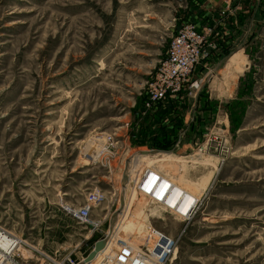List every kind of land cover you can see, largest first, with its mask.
Returning a JSON list of instances; mask_svg holds the SVG:
<instances>
[{
  "label": "rangeland",
  "instance_id": "rangeland-1",
  "mask_svg": "<svg viewBox=\"0 0 264 264\" xmlns=\"http://www.w3.org/2000/svg\"><path fill=\"white\" fill-rule=\"evenodd\" d=\"M211 1L208 14L210 0H0L3 229L57 262L125 264L115 243L150 246L153 227L177 241L168 264H264V0ZM227 14L231 51L220 43L194 71L219 68L194 80L197 96L218 82L221 98L205 90L186 117L180 104L142 116L177 31ZM149 167L200 198L192 219L136 192ZM94 190L107 200L91 212L97 227L82 226L64 208Z\"/></svg>",
  "mask_w": 264,
  "mask_h": 264
},
{
  "label": "built area",
  "instance_id": "built-area-1",
  "mask_svg": "<svg viewBox=\"0 0 264 264\" xmlns=\"http://www.w3.org/2000/svg\"><path fill=\"white\" fill-rule=\"evenodd\" d=\"M212 33L211 27L203 30L195 22L182 25L170 42L167 57L147 82L142 116L147 117L152 114L166 99L179 96L186 88L198 87L197 81H192L196 66L208 56V50L217 49V43L211 37ZM135 190L149 201L160 205L165 211L185 221L192 219L200 204V198L178 188L166 176L150 167L140 173ZM86 199L85 205L79 208L66 207L64 211L82 226L97 227L98 224L91 220V212L107 200L105 193L94 190ZM145 241L150 246L135 248L130 242L119 241L115 243L117 249L113 256L115 259L124 258L125 264H168L178 250L176 240L153 227L148 228ZM24 249L41 253L30 246L25 239H20L0 226V264H27V260L33 256L24 253ZM50 261L53 264H79L71 257L61 262L53 259Z\"/></svg>",
  "mask_w": 264,
  "mask_h": 264
},
{
  "label": "crops",
  "instance_id": "crops-1",
  "mask_svg": "<svg viewBox=\"0 0 264 264\" xmlns=\"http://www.w3.org/2000/svg\"><path fill=\"white\" fill-rule=\"evenodd\" d=\"M209 3L210 4L208 5V8L206 9V10H208V14H210L214 10H217L216 9L217 8L216 3H214L211 0ZM220 6L222 8L223 3ZM231 17L232 16H230V14H227V15H225L224 18H221L222 20L217 21V20H219V19H217L216 21L219 23L214 22L213 30H214L215 34H212V35H215V36H213L212 39L217 43V45H219V47H220V43H221L227 50H229V52L231 51L230 48L233 46L232 42H234V39H233L234 38L233 37L234 36V27L232 26L233 25V23H232L233 18H231ZM211 21H212V19H211ZM203 30H206V29H203ZM208 51H210V50H208ZM232 54L233 55H231L232 57L229 59L227 67L232 69L234 71V73H237V71L242 70V66L241 65L236 66V64L233 62V60L237 59V58H239L241 60V56L239 55V53H233L232 52ZM217 63H220V61L216 62L214 65H217ZM218 69L219 68H217L216 66L214 68H210V69H209V67H207V68H205V70H203V72L195 73L192 77V81H195L194 78H197L198 82L199 81L202 82V80H203L202 76L203 77L205 75L208 76L209 72H211V74H214ZM222 88H223V92H224L225 91L224 86L220 85L218 82H214L213 84L211 83V86H208V82H207V84L205 83L204 86H202V90L199 91L200 93L197 96L196 90L188 87L182 93H180L179 96H177L175 98L166 99L165 102H163V104H161L157 108V110L161 111V110L169 109V108L172 109L171 107L173 105L176 107L177 105L180 104L182 107L184 106V108H179V110L182 111L181 116L186 117V116H183V113L188 111L187 107H190V105H192V102H195V101L198 102L199 98L202 97L200 94H202L203 91L206 90V92H207L206 95L208 96V99H210V101L211 100H219V98H221ZM170 104H171V106H170ZM185 105H186V107H185ZM155 112H156V110H155ZM167 112H169V111L166 110L164 112V114ZM185 122L186 121H184V123ZM157 153H159V152H157Z\"/></svg>",
  "mask_w": 264,
  "mask_h": 264
},
{
  "label": "bare ground",
  "instance_id": "bare-ground-1",
  "mask_svg": "<svg viewBox=\"0 0 264 264\" xmlns=\"http://www.w3.org/2000/svg\"><path fill=\"white\" fill-rule=\"evenodd\" d=\"M233 62L236 64V66H239V65H241L240 64V60L237 58V59H234L233 60ZM143 153H147V152H143ZM178 188H180V189H183L184 191H186L188 194H191V192H189L188 190H186L184 187H180V186H178V185H176ZM191 195H193V194H191ZM194 196V195H193ZM196 197V196H195ZM197 198H199V197H197ZM99 258V257H98ZM114 259V258H113ZM119 260V259H118ZM85 261V260H84ZM83 261V262H84ZM86 264H88V263H86ZM117 264H119V262H117Z\"/></svg>",
  "mask_w": 264,
  "mask_h": 264
},
{
  "label": "water",
  "instance_id": "water-1",
  "mask_svg": "<svg viewBox=\"0 0 264 264\" xmlns=\"http://www.w3.org/2000/svg\"><path fill=\"white\" fill-rule=\"evenodd\" d=\"M106 241L105 239L101 242H98L95 247L98 248V246H101L103 244V242ZM91 255H93V252L88 256V257H91ZM79 264H84L83 262L79 263Z\"/></svg>",
  "mask_w": 264,
  "mask_h": 264
},
{
  "label": "trees",
  "instance_id": "trees-1",
  "mask_svg": "<svg viewBox=\"0 0 264 264\" xmlns=\"http://www.w3.org/2000/svg\"><path fill=\"white\" fill-rule=\"evenodd\" d=\"M149 116H151V114Z\"/></svg>",
  "mask_w": 264,
  "mask_h": 264
}]
</instances>
